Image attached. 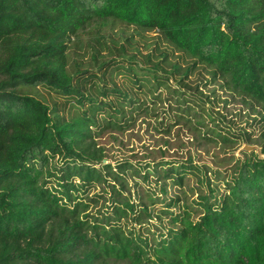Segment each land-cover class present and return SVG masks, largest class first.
<instances>
[{
    "label": "trees",
    "instance_id": "trees-1",
    "mask_svg": "<svg viewBox=\"0 0 264 264\" xmlns=\"http://www.w3.org/2000/svg\"><path fill=\"white\" fill-rule=\"evenodd\" d=\"M106 20L157 32L193 60L181 77L200 66L264 114V0H0V264H264V143L262 158L245 160L223 194L200 198L196 221L186 211L171 217L174 227L154 245L125 232L120 220L152 217L122 183L142 170L102 163L93 134L122 130L134 110L148 109L136 93L105 83L109 62L71 69L66 46ZM39 88L72 115L28 95ZM172 97L175 116L200 123L181 93ZM193 171L164 167L160 177L181 187ZM107 178L110 217L88 221L90 200L81 197Z\"/></svg>",
    "mask_w": 264,
    "mask_h": 264
},
{
    "label": "rangeland",
    "instance_id": "rangeland-1",
    "mask_svg": "<svg viewBox=\"0 0 264 264\" xmlns=\"http://www.w3.org/2000/svg\"><path fill=\"white\" fill-rule=\"evenodd\" d=\"M66 46L71 69L94 72L102 63L109 62L105 83L136 93L132 95L141 109H148L146 112L134 110L128 127L122 130L98 129L100 134H93L96 146L103 150L104 164H109L114 171L116 165L124 162L142 170L138 173L140 176L133 173L121 175L122 183L125 184L126 197L147 206L152 217L141 225L130 218L120 220L125 232L139 234L149 245H154L174 227L171 217L186 211L191 220L196 221L202 214L198 204L201 197L213 193L219 197L245 160L255 156L262 158V110L230 91L222 81L211 80L208 71L200 66H196L187 78L181 77L193 60L165 43L157 32L113 20L96 21L70 36ZM112 66L118 70H111ZM129 67L132 71L125 72ZM172 67L179 68V74L171 75ZM168 75L171 76L165 83ZM135 80L138 81L135 83ZM157 80H161V86L155 89ZM27 93L47 105L57 102L62 109L65 107V117L72 115L64 100L46 89ZM178 93L188 100L192 112L198 114L199 124L190 116L177 117L179 112L174 111L170 102ZM245 146L256 150L245 152ZM187 165L197 171L187 175L181 187L160 177L164 167L175 170ZM106 180L102 185L88 188L81 197L84 202L90 200L84 213L89 216L88 221L110 217V188L107 184L112 182Z\"/></svg>",
    "mask_w": 264,
    "mask_h": 264
},
{
    "label": "water",
    "instance_id": "water-1",
    "mask_svg": "<svg viewBox=\"0 0 264 264\" xmlns=\"http://www.w3.org/2000/svg\"><path fill=\"white\" fill-rule=\"evenodd\" d=\"M254 150H256L255 147H248V146H245V147L243 148V151H245V152H251V151H254ZM102 163H105V161H102Z\"/></svg>",
    "mask_w": 264,
    "mask_h": 264
}]
</instances>
